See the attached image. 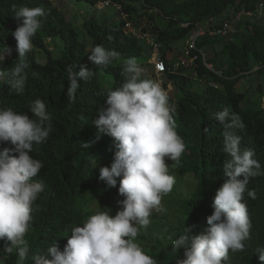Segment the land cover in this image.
<instances>
[{"label": "trees", "instance_id": "trees-1", "mask_svg": "<svg viewBox=\"0 0 264 264\" xmlns=\"http://www.w3.org/2000/svg\"><path fill=\"white\" fill-rule=\"evenodd\" d=\"M51 1L0 0V47L12 45V54L0 64V68H11L17 58L12 33L22 20L15 18L14 10L39 6L46 13L41 18L40 29L32 38V44L45 52L46 61L39 63L31 53L27 54V80L22 95L14 93L5 82L0 81V109L11 107L31 118L29 106L40 99L46 104L52 123L47 140L34 145L30 153L43 164L33 182L42 183L44 190L33 204L32 221L25 237L29 257L24 264H34L31 257L35 254L51 259L47 248L53 243L63 251L71 229L82 226L89 216L96 214L87 209L90 197L109 201L111 189L99 180V168L111 166L117 149L110 136L99 133V139L96 138L98 131L93 121L98 110L108 107L106 92L124 82L120 62L128 57H140L145 51L134 38L123 35L121 19L100 23L94 16L83 22L85 34L90 39V48L87 49L73 25L52 6ZM78 1L95 5L98 0ZM110 1L120 6L121 12L136 28L160 43V58L165 66L182 58L194 57L191 62L178 67L180 74L165 73L178 91L177 97L169 99L175 107L176 131L186 145L179 163L167 158L166 161L174 164L181 176L189 174L195 182L190 197L182 200V232L185 227L192 226V234L206 233L209 227L206 218L212 214L215 193L227 179L223 175L224 162L230 159L223 151L224 129L214 118L216 112L227 108L230 113L228 122L233 117L238 118L240 126L232 132L240 137L242 150L254 151V158L260 162L264 172V109L261 105L264 97V12L258 22L239 19L236 31L226 36H200L195 45L203 56L194 49L184 57L183 50H175L177 48L172 44L184 41L195 23L214 24L212 20L228 8L231 12L223 21L235 20L240 12H251V17L256 16L260 2L264 9V0ZM155 15L161 23L155 22ZM44 36L63 40V49L57 57L45 48ZM96 45L118 52L120 58L107 67L94 65L88 56ZM216 46H219L218 51H215ZM205 63L210 64L211 69ZM80 65L95 71V75L87 81L81 80L76 98L69 101L66 96L67 68L72 66L73 71H79ZM99 71L110 75L112 81L109 85L99 82ZM191 71L196 72V77L185 75ZM218 71L220 75L216 73ZM205 74L211 77L212 85L195 92V79ZM141 79L150 78L141 75ZM87 142H91L90 146L83 148L81 145ZM4 147L11 145L0 142V149ZM116 179L119 186L120 177ZM247 189H254L256 193V198L251 199L246 191L243 201L252 225L250 238L244 242V251H229L223 264H261L258 249L264 248V175L249 178ZM146 242L151 249L144 251L156 259L157 264H176L178 259L184 258V249L173 253L163 249L157 239ZM4 246L5 241L0 240V264H17L15 249L9 255L3 251Z\"/></svg>", "mask_w": 264, "mask_h": 264}, {"label": "clouds", "instance_id": "clouds-1", "mask_svg": "<svg viewBox=\"0 0 264 264\" xmlns=\"http://www.w3.org/2000/svg\"><path fill=\"white\" fill-rule=\"evenodd\" d=\"M119 14L118 19L123 21V35L134 38L145 51L140 57L124 59L121 73L124 82L106 92L108 107L97 111L93 123L98 131L97 139L99 133H103L115 142L117 150L111 166L99 168V180L113 188L117 185L116 178L120 177L118 194L124 199L118 203L122 210L114 216L104 211L89 216L82 226L71 229L63 251L53 243L47 248L52 258L35 254L31 257L34 264H157V260L146 254L135 241L140 230L150 224L153 212L165 211L163 197L173 190L175 178L169 174L166 158L179 163L186 150L176 131L175 107L169 99L173 96L163 89L165 83L162 81L165 73L180 72L178 68L168 69L177 61L156 69L150 59L152 49L142 38L125 33L124 13L120 10ZM14 16L22 20L12 33L17 58L11 68H0V81L14 93L22 95L27 80L26 56L33 48L32 38L40 29L41 18L46 13L39 6L20 7L14 10ZM51 39L44 36L43 42ZM11 48L12 45L0 47V64L12 54ZM90 53L88 60L97 66L107 67L120 58L118 52L108 51L101 45L94 46ZM141 57H147L153 72L142 74L138 63ZM94 75L95 71L84 65L79 66V71L68 66V100L76 98L81 80L87 81ZM141 75L150 79H141ZM29 109L31 118L11 107L0 109V142L11 145L0 149V240L5 241V253L11 255L15 249L17 264H24L29 257L25 237L32 221L33 204L44 190L42 183L33 182L43 164L30 153L33 146L44 143L52 131L51 118L42 100H34ZM229 115L227 108L214 114L224 129L223 151L230 157L224 162L223 175L227 179L215 193L212 214L206 218L209 225L206 233L192 234V226H189L178 237H167L173 253L184 249V258L178 259L176 264H223L229 251H244V242L250 238L252 225L247 205L243 202L244 194L247 191L249 198H256L255 190L247 189L249 178L264 175V172L254 158V151L241 149L240 137L232 132L240 126L239 120L233 117L228 122ZM90 143L81 146L88 148ZM258 254L259 261L264 264V248L258 249Z\"/></svg>", "mask_w": 264, "mask_h": 264}, {"label": "rangeland", "instance_id": "rangeland-1", "mask_svg": "<svg viewBox=\"0 0 264 264\" xmlns=\"http://www.w3.org/2000/svg\"><path fill=\"white\" fill-rule=\"evenodd\" d=\"M51 4L59 11H61L65 19L73 25L78 33V38L86 44L87 49L90 48V39L85 34L83 28V22L85 21V19L89 18L90 16H94L100 23H109L113 20H117L121 16L119 14V7L100 8L98 4L91 5L85 1L52 0ZM230 12V8L226 9L218 17L214 18L211 23L215 24L223 21L225 16L227 14H230ZM263 12L264 9L262 10L261 8L256 16L251 17L248 16V14H244L241 12L238 13L237 16L240 19L258 22L261 13ZM157 16L158 15L154 16V20H156L155 22L161 23ZM202 26L206 27L207 23H204ZM43 43L45 48L50 51L51 55L57 57L60 54V51L63 49L64 42L60 37H54L50 42H46L47 44L45 42ZM172 45L177 48L175 50H183L185 46V40L173 42ZM218 50L219 46H216L215 51ZM29 53H31L39 63H44L46 61L45 52L34 45ZM188 61L191 62L192 59ZM138 63L142 68V74L147 75L151 71L153 72V69L149 64L147 57H141L140 59H138ZM120 65L122 68L124 67L123 62H120ZM185 75L196 77V72L191 71L189 73H186ZM98 78L99 82L104 86L109 85L112 81L110 75H105L100 71L98 72ZM210 78L211 77L208 74H205L198 80L195 79L193 90L195 92H201L207 86L212 85L210 82ZM162 81H164L165 85L164 88L162 87V85L161 87L168 93V95L177 97L176 95L178 94V91L175 88V84L172 81H169L165 77V75L163 76ZM261 105L264 109V98L261 99ZM166 164H168L169 167V174L174 176L175 178V184L171 193L163 197L162 206L165 211L162 213L153 212L150 224L146 229L142 228L136 238L135 242L138 243L139 246L146 251L151 249L150 245L146 241L153 239H157L163 249L172 251L170 242L167 240V237L171 235L173 236V238H176L180 234H182L181 227H183L184 225V222L182 221V216L184 215V210L181 207V205L183 204L182 200H186L190 197L195 186L194 179L191 175L186 174L184 176H181L175 170L173 165L168 162H166ZM118 187L119 186L116 185V187L110 188L111 193L109 201H107L106 198L96 200L95 197H90L87 209L96 213L101 211L108 212L109 215L114 216L117 211L122 210V205H120L118 201L124 199V197L118 194Z\"/></svg>", "mask_w": 264, "mask_h": 264}, {"label": "built area", "instance_id": "built-area-1", "mask_svg": "<svg viewBox=\"0 0 264 264\" xmlns=\"http://www.w3.org/2000/svg\"><path fill=\"white\" fill-rule=\"evenodd\" d=\"M264 3V2H263ZM98 5L100 8H105L108 6L115 7V8H120V6L116 3L111 2L110 0H100L98 2ZM262 2L259 3V8L258 11L261 9ZM244 14H248V16H251V12H245ZM122 19L124 20L123 23V29L125 33L131 34L136 38H142V40L152 49L151 52V57L150 59L153 61L154 66L156 69H161L164 68V63L160 59L159 56V48H160V43L156 42L151 35L148 33H143L141 32L136 26L132 24V22L126 17V14H122ZM238 16H236V19L233 21H222L217 24H211L210 26L203 27L201 24L195 23L193 30L187 35L185 39V46L183 49V54L184 57L188 56L190 52L194 49L197 50L201 56H203L202 52L200 49L196 48L195 41L198 39L200 36L208 35L210 37H217V36H226L232 32L236 31V22L239 20ZM181 25H184V23H181ZM194 57H188V58H182L178 60L176 63L172 65V68H169V70H173L178 68L179 65H185L187 64L190 59H193ZM186 60V61H185ZM205 66L208 69H211V65L205 63ZM218 75H220L219 71L216 72Z\"/></svg>", "mask_w": 264, "mask_h": 264}, {"label": "bare ground", "instance_id": "bare-ground-1", "mask_svg": "<svg viewBox=\"0 0 264 264\" xmlns=\"http://www.w3.org/2000/svg\"><path fill=\"white\" fill-rule=\"evenodd\" d=\"M264 98V97H263Z\"/></svg>", "mask_w": 264, "mask_h": 264}]
</instances>
